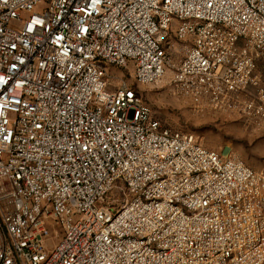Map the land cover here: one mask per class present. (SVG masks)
I'll list each match as a JSON object with an SVG mask.
<instances>
[{"label": "built area", "instance_id": "2783aa9c", "mask_svg": "<svg viewBox=\"0 0 264 264\" xmlns=\"http://www.w3.org/2000/svg\"><path fill=\"white\" fill-rule=\"evenodd\" d=\"M263 57L264 0H0V264H264V171L109 75L264 129Z\"/></svg>", "mask_w": 264, "mask_h": 264}, {"label": "rangeland", "instance_id": "374dc122", "mask_svg": "<svg viewBox=\"0 0 264 264\" xmlns=\"http://www.w3.org/2000/svg\"><path fill=\"white\" fill-rule=\"evenodd\" d=\"M133 73L131 64L109 67L115 85L125 82L134 87L162 127L193 133L205 147L237 156L252 168L264 171V129L227 112L197 109L189 99L174 92L169 83L170 74L157 84L145 85L137 83ZM54 242L58 243L59 239L56 237Z\"/></svg>", "mask_w": 264, "mask_h": 264}, {"label": "crops", "instance_id": "0c3cea01", "mask_svg": "<svg viewBox=\"0 0 264 264\" xmlns=\"http://www.w3.org/2000/svg\"><path fill=\"white\" fill-rule=\"evenodd\" d=\"M258 72L260 73L261 86L264 88V57L258 59Z\"/></svg>", "mask_w": 264, "mask_h": 264}]
</instances>
